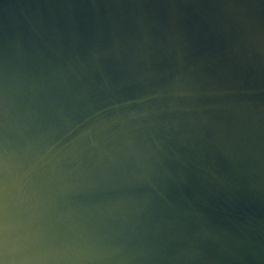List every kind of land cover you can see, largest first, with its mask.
<instances>
[{
	"label": "water",
	"instance_id": "water-1",
	"mask_svg": "<svg viewBox=\"0 0 264 264\" xmlns=\"http://www.w3.org/2000/svg\"><path fill=\"white\" fill-rule=\"evenodd\" d=\"M0 264H264V0H0Z\"/></svg>",
	"mask_w": 264,
	"mask_h": 264
}]
</instances>
